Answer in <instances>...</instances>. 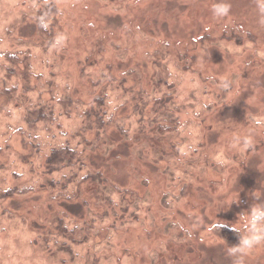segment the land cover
<instances>
[{
  "label": "rangeland",
  "instance_id": "rangeland-1",
  "mask_svg": "<svg viewBox=\"0 0 264 264\" xmlns=\"http://www.w3.org/2000/svg\"><path fill=\"white\" fill-rule=\"evenodd\" d=\"M215 2L0 0V264H233L209 229L264 203V23Z\"/></svg>",
  "mask_w": 264,
  "mask_h": 264
},
{
  "label": "clouds",
  "instance_id": "clouds-1",
  "mask_svg": "<svg viewBox=\"0 0 264 264\" xmlns=\"http://www.w3.org/2000/svg\"><path fill=\"white\" fill-rule=\"evenodd\" d=\"M258 9L261 14V23H264V0H258ZM230 11L231 5L228 3V0H216L211 5V13L217 20L228 17ZM223 86L227 88L228 84L224 83ZM255 124L262 126L264 125V120L256 119ZM245 143L247 144L248 141H245ZM257 198L259 199L260 197ZM237 200L234 199L232 202ZM229 227L231 230L240 234V239L237 246L227 247V254L233 258V264H244L245 258L258 245L264 242V203L255 204L250 211L239 215L238 222L231 225L223 220L217 219L212 223L209 230L217 234L222 229Z\"/></svg>",
  "mask_w": 264,
  "mask_h": 264
},
{
  "label": "trees",
  "instance_id": "trees-1",
  "mask_svg": "<svg viewBox=\"0 0 264 264\" xmlns=\"http://www.w3.org/2000/svg\"><path fill=\"white\" fill-rule=\"evenodd\" d=\"M69 146H67L66 150H68ZM64 153H67V152H64ZM57 155V154H56ZM58 156V155H57ZM60 156H62V154H60ZM59 156V158H60ZM54 159V158H53ZM62 159V158H61Z\"/></svg>",
  "mask_w": 264,
  "mask_h": 264
}]
</instances>
